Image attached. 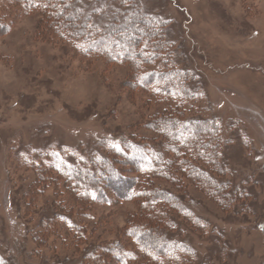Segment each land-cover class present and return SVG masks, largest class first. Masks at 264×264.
I'll return each mask as SVG.
<instances>
[{
    "label": "rangeland",
    "instance_id": "1",
    "mask_svg": "<svg viewBox=\"0 0 264 264\" xmlns=\"http://www.w3.org/2000/svg\"><path fill=\"white\" fill-rule=\"evenodd\" d=\"M72 1L96 27L80 40L103 30L124 48L135 34V48L105 59L67 44L43 4L0 0V264H113L102 246L135 251L136 206L120 196L130 183L94 180L100 156L112 145L143 158L173 128L190 147L154 183L183 208H166L167 241L188 249L176 264H264V0H48ZM124 167L138 188L141 172Z\"/></svg>",
    "mask_w": 264,
    "mask_h": 264
},
{
    "label": "trees",
    "instance_id": "2",
    "mask_svg": "<svg viewBox=\"0 0 264 264\" xmlns=\"http://www.w3.org/2000/svg\"><path fill=\"white\" fill-rule=\"evenodd\" d=\"M15 1H26V5H32L31 8H37L41 4H43V7L41 8L43 11H46V16L49 14H57L58 18L60 19L63 17V21L65 22H59V28H61L59 31L54 30L60 37H64V41L69 45H76L80 49H87L88 51H94L97 53H101V55L106 59V57H120L121 59L123 58L122 53L127 52L130 54L134 47V43L136 42V36L135 34H129L130 36L128 37L129 40L124 44V48H121V44L117 43V46H114V43L112 44V41L108 37H106L105 32L101 30L99 38H96L95 41H90L88 42L87 40L91 37L89 34V28H91L92 25H90L88 19H84L83 17H80L77 13V4L76 2L72 3L70 2V9L69 7L67 9H58L56 10L54 4H51L48 2V0H15ZM72 3V4H71ZM67 6V4L65 3ZM41 10V11H42ZM81 10V9H80ZM55 16V15H54ZM48 17V16H47ZM49 21V20H48ZM52 22V20H51ZM55 25V24H54ZM93 27V26H92ZM96 28V27H93ZM92 28V29H93ZM100 30V29H99ZM85 33V35L88 36V39H82L78 38L79 34ZM87 41V45H85ZM82 42V44H81ZM110 45V49L104 50L105 47L104 45ZM119 45V46H118ZM151 50L154 51V48H152V45H150ZM119 50V51H118ZM120 53L121 55H118L117 53ZM126 54V53H125ZM165 80L168 82L170 81L169 78L166 76ZM167 91V90H166ZM154 95H159L162 93L164 95L165 90H155L152 91ZM189 125V124H188ZM183 129V128H182ZM181 129V130H182ZM184 133H188V131H185ZM183 133V134H184ZM180 131L176 130L173 128L170 131V137L172 139L165 141L161 147L156 150L154 146L148 145L147 148L143 151L140 150V152L144 153L143 158H139L135 156L134 154L132 155H122L120 153V149L116 150L112 145H109L108 151H110V157H101L102 163L104 165V172H108L107 175L104 174V172L99 173L96 177L94 176V180H99L97 177H102L103 175L105 176L102 180H107L111 181L113 178L115 179V182L117 183L118 186L122 185V187H125L127 184L123 185V181H126L127 183H130L126 187V191L124 194H120V196L127 201H132L135 203V211L134 213L130 216L128 219V231H127V236L133 238V242L136 245V250L130 251L129 249L127 250L123 246H119L120 244H115L114 250L111 249L109 250L108 248L105 249L104 246L100 248V253H105L106 258H109L113 264L114 262L120 263V264H126L129 261H137L139 264H176L178 263V256L181 254V249L183 251H186L185 247H182V245H176L177 243H172L170 240L167 241L166 238L168 236L164 234V230L167 228L173 229L177 224L174 222L173 217L171 216L170 213L166 211V208L170 207H178L177 210H183L182 205L179 203H176L174 201H170L167 199L165 193L166 192H157L155 186V181L158 179H164L166 180L169 175L173 174L174 168L171 166L173 163L172 161L175 159L174 153H177V150L179 148H184L185 145H190L187 143L183 142V135L179 138ZM193 134V133H192ZM182 139V142H181ZM102 143H98V145H105L107 143L105 140ZM177 141V142H176ZM104 143V144H103ZM178 143H182L181 145H178ZM144 148L145 146L142 145ZM176 146L178 148L176 149ZM190 147V146H189ZM143 149V148H142ZM190 149V148H189ZM136 150L139 151V148H136ZM173 151V152H172ZM137 159V160H136ZM111 160H114L111 161ZM117 160L124 162L126 169H128L129 174H133L135 170H138L141 172V178L142 181L139 185L138 188H135L133 186L136 182V179L134 177H123V176H118V170L115 168L116 164H118ZM111 163V164H110ZM135 163L136 167L134 166ZM179 167L181 166L182 161L179 160ZM215 167H221V164L218 165L217 163H214ZM102 165V166H103ZM107 166V168H105ZM86 167V166H85ZM135 167V168H134ZM87 169L84 168V166L79 167L75 170V174L79 176L80 174L85 173ZM83 172V173H82ZM87 172V171H86ZM91 174V173H90ZM73 177V175H72ZM113 177V178H112ZM70 178V177H69ZM75 178V177H74ZM112 178V179H111ZM72 179V178H70ZM126 179V180H125ZM83 185H86V182H84ZM84 193L88 192H78V195H83V200L84 202L86 201L85 199L88 198V195H84ZM100 193V192H99ZM98 192L96 195L94 194L95 199H104L102 197L103 194H99ZM162 193V194H161ZM164 194V195H163ZM154 198V199H153ZM89 199V198H88ZM81 202L80 206H84L83 203ZM172 207V208H173ZM147 208L148 210H145ZM154 214V215H153ZM187 214V212H186ZM153 215V216H152ZM158 218V219H157ZM142 219V220H141ZM141 220L142 222L138 223V221ZM202 223L204 221L202 220ZM158 230L159 236H162V238L158 237L156 239L152 235V231ZM77 238H78V234ZM74 238V243H78V239L76 237ZM93 253V252H91ZM90 253V255H91ZM98 251L96 254L94 253L92 255L93 260L97 259L96 256H98ZM183 253H188V252H183ZM105 255L103 254L102 257ZM172 260V261H170ZM98 261V260H97ZM100 261V259H99Z\"/></svg>",
    "mask_w": 264,
    "mask_h": 264
}]
</instances>
